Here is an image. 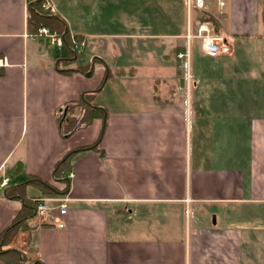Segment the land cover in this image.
I'll return each mask as SVG.
<instances>
[{"label": "crops", "instance_id": "crops-1", "mask_svg": "<svg viewBox=\"0 0 264 264\" xmlns=\"http://www.w3.org/2000/svg\"><path fill=\"white\" fill-rule=\"evenodd\" d=\"M104 1L114 0H44L81 37L57 47L27 33V0H0V255L17 252L20 264H264V49L240 53L264 40V0L208 10L231 50L210 57L191 41L189 81L175 55L200 10L121 0L139 9L126 11L116 0L120 30L95 29ZM197 54L215 70H201ZM106 70L107 91L121 84L130 95L116 107L102 98L99 116L63 137L58 113L87 92L96 104ZM40 197L65 214L54 211L48 225L33 216L34 227L4 244L23 198Z\"/></svg>", "mask_w": 264, "mask_h": 264}, {"label": "trees", "instance_id": "trees-1", "mask_svg": "<svg viewBox=\"0 0 264 264\" xmlns=\"http://www.w3.org/2000/svg\"><path fill=\"white\" fill-rule=\"evenodd\" d=\"M44 0H28L27 1V11H28V18L26 19V30L27 33L33 36L38 35V29L39 28H47L50 33H54L55 35L59 36L62 41L63 45L69 46L72 44L73 41H80L81 37L78 36H72L70 35L69 31L66 28V25L64 21L57 15H55L52 11L49 9H45L43 7ZM200 21L204 22H211L213 24V29L216 30L217 28V23L213 19L211 15H209L207 12H202L199 15ZM62 45V46H63ZM71 53V52H70ZM72 54L74 55L73 51ZM70 57L63 59L64 63L70 64L71 62L74 61L75 58ZM61 61L60 59H56ZM85 70L88 69V67H84ZM84 68H82L84 70ZM96 93V91L92 92H87L83 95V98H79L72 103L68 104L65 106V110H60L58 115H62L63 117H58V124H59V132L63 137L69 136L71 133L75 132L76 130H79L82 127L88 126L92 120L99 116V110L94 108L90 103L92 104L93 96ZM79 109L80 114L75 115L74 110ZM92 148V147H89ZM97 144L93 147V149H97ZM87 148H82L80 150H85ZM76 152L71 151L66 154L64 159L62 161H59L58 167L55 169L54 172V177H60L65 174V169L69 163L70 158L73 156V154ZM102 152V151H100ZM20 169L15 172L19 173ZM32 181H37L41 187H44L45 189H48L49 191L47 192H54L55 190H52L48 184L43 183L37 179H31L27 180L28 182ZM25 183V184H27ZM25 184L18 185L17 188L13 187L12 193H18L21 194L23 193V187ZM21 188V189H20ZM18 189V190H17ZM15 191V192H14ZM56 192V191H55ZM8 193V192H7ZM24 203H23V208L20 211L19 215L15 219V221L5 230L4 232V244H6L11 237L16 234L18 231H26L29 230L30 228L34 227L32 225H28V221L32 219L33 217V209H34V201L29 200L27 198H23ZM1 258L4 260V264H20L18 258H17V252L14 251H9L7 253H3L0 255Z\"/></svg>", "mask_w": 264, "mask_h": 264}, {"label": "built area", "instance_id": "built-area-1", "mask_svg": "<svg viewBox=\"0 0 264 264\" xmlns=\"http://www.w3.org/2000/svg\"><path fill=\"white\" fill-rule=\"evenodd\" d=\"M28 1V0H27ZM186 9L188 13L191 8L194 7L202 12H208V6L205 0H184ZM217 8L219 9V14H223L224 2L223 0H216ZM43 7L46 9L45 5ZM28 14V11H27ZM29 15V14H28ZM211 22H204L197 20V32L195 34L191 32L190 26L188 25L187 33L185 35L186 45L183 50L178 51L175 55L176 59L183 62V70H184V79L189 81L191 76L189 72V58H190V42L192 40L200 39L201 40V51L210 56L217 57L220 54H224L227 51L225 41L223 43H219L217 40L221 37L213 33V28H210ZM38 35L43 36L47 39L48 43L53 46L61 47L63 45L62 39L55 35L54 33H50L47 28H39ZM0 66H3V62L0 60ZM68 178L73 177V174L69 173L67 175ZM4 185V181L0 183L2 187ZM34 205V217H38L39 221L44 223H55L57 220L52 216V211H58L60 215L65 214V206L63 204L59 206H51L50 202L52 199L48 198H37L33 200Z\"/></svg>", "mask_w": 264, "mask_h": 264}, {"label": "rangeland", "instance_id": "rangeland-1", "mask_svg": "<svg viewBox=\"0 0 264 264\" xmlns=\"http://www.w3.org/2000/svg\"><path fill=\"white\" fill-rule=\"evenodd\" d=\"M115 1L116 0H114L113 2H115ZM113 2H110V3L108 1H104L103 2L102 9L99 8V13H97V15L93 18L94 22L91 24V25L94 26L95 29H102V28H107L108 29L109 28V29H117V30H120L119 27L122 26V21H123V17L121 15V12H122L121 9H122V7L116 5ZM119 2L122 4V6L124 8L123 10L126 9V11H129L128 7H130V10H139V9H137L135 7L136 5H133V3H131L130 5H126V4H128V1H121V0H119ZM124 2H126V3L124 4ZM205 2L207 3L208 9H211L212 10V8L214 6L217 7L216 0H205ZM223 2H224L223 10H225L226 2L224 0H223ZM165 10L168 11L166 8H165ZM190 11H192L194 13V12L199 11V10H196V8L192 7ZM199 12H200L199 13V15H200L202 13V11H199ZM143 14H145V12ZM27 18H28V15H27ZM109 19L114 20V22H112V20L110 22ZM198 19L199 18H197L196 20H198ZM192 21L193 22L191 23V25H192L191 26V32L192 33L195 32V34H198V32H197V24H196L195 20H192ZM210 28L211 29L213 28V24L212 23H210ZM213 33L217 35V33H216V31L214 29H213ZM36 37H43V36L37 35ZM43 38H45V37H43ZM193 41H197L198 42L197 43L198 44V47H199V49H201V40L200 39H196V40H192V42ZM217 41L219 43H223L224 42V40L222 38H219ZM258 43H259L258 44V47L257 46L252 47V45H250L249 46V51H247L246 48L241 49L240 50L241 55L244 56L245 54H248V53H250L252 56L257 55L256 53H258L259 51H261L259 49L260 47H263V49H264V40H259ZM230 46L231 45H229V44L226 45V47L228 48L227 51H226V53H228L231 50V47ZM226 53H224L223 55H225ZM199 55L200 54H197V56L194 57V60L196 62H198V63H201L200 69L203 70V71H207V72L210 71V73L212 71H214L215 70L214 69V66L215 65H212L207 59L202 58ZM188 64H189V72H190V61H189ZM90 70H91V68L88 69V71H90ZM220 72H222V69L221 68H218L216 75L219 74ZM210 76H213V75L210 74ZM104 84H105V86L103 85L104 86V90L103 91H97V93H99L100 97H96L94 99V102L96 103V104H94L95 107H97V104H100V102H103V101H100L102 98L105 101L104 104H105L106 107L107 106H111V105H114L116 107V102H118V100L121 99V101H122V98H128L127 95H130L129 91H120L121 88L124 89L121 84H118V91H116V90L115 91H107V89L110 87L111 79L108 80ZM191 100H192V98H191ZM185 103H187V104L189 103V104L192 105V108H191V105H188L189 106V109H194V108L196 109V106L194 104H192V102H190V100H188V97L186 98ZM120 104L121 103H118V105H120ZM104 114H105V111L103 110V115H102V118H101L102 119L101 130L104 128V123H105ZM53 212L54 211H52V216L55 219V216L53 215ZM33 216H34V211H33ZM33 218L36 221H39V218L38 217H36V218L33 217ZM39 223L46 224V225L50 224V223H44V222H41V221H39ZM0 264H2V263H0Z\"/></svg>", "mask_w": 264, "mask_h": 264}, {"label": "water", "instance_id": "water-1", "mask_svg": "<svg viewBox=\"0 0 264 264\" xmlns=\"http://www.w3.org/2000/svg\"><path fill=\"white\" fill-rule=\"evenodd\" d=\"M36 1H38V0H36ZM67 28H65V30H66ZM90 71H88V72H85V75L86 76H89L90 75ZM107 76H108V70H106V73H105V76H104V79H103V81H102V83H101V85H100V87L98 88V89H100L103 85H104V83H105V80L107 79ZM183 82V79H181V83ZM81 98H83V95L81 96ZM90 105H92V104H90ZM92 106H94V105H92ZM95 107V106H94Z\"/></svg>", "mask_w": 264, "mask_h": 264}]
</instances>
